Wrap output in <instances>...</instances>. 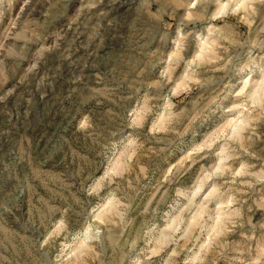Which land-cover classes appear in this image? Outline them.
<instances>
[{
	"label": "rangeland",
	"instance_id": "obj_1",
	"mask_svg": "<svg viewBox=\"0 0 264 264\" xmlns=\"http://www.w3.org/2000/svg\"><path fill=\"white\" fill-rule=\"evenodd\" d=\"M0 264H264V0H0Z\"/></svg>",
	"mask_w": 264,
	"mask_h": 264
}]
</instances>
